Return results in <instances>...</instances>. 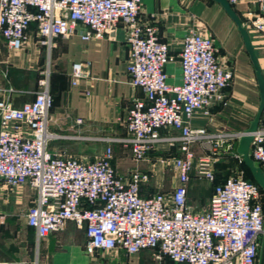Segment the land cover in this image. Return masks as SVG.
I'll return each instance as SVG.
<instances>
[{"label":"built area","instance_id":"1","mask_svg":"<svg viewBox=\"0 0 264 264\" xmlns=\"http://www.w3.org/2000/svg\"><path fill=\"white\" fill-rule=\"evenodd\" d=\"M253 2L244 24L264 38V0ZM140 11L141 0H0V37L7 51L23 49L33 36L51 52L55 39L77 35L84 42L100 40L122 23L128 82L144 95L128 112L126 136L100 139L107 146L91 160L49 150L58 136L48 132L53 104L48 82L40 81L32 100L19 107L0 100V185L34 190L24 223L38 240L72 222L84 230L90 254L122 250L129 257L150 250L174 264H258L264 231L260 188L240 176L219 179L215 171L221 150L242 164L235 147L243 133H209L191 125L195 114L209 117L214 107L227 104L224 91L234 70L218 61L209 36L188 29L178 54L181 82L168 83L169 46L160 41L155 26L140 19ZM87 67L71 65V86L87 76ZM171 131L178 135H169ZM251 136L250 156L264 167V125ZM115 143L130 152L133 168L125 175L111 164ZM160 144L176 150L171 165L178 184L145 197L151 170L139 166L150 162ZM194 146L202 154L196 155ZM192 177L211 188L201 213L187 204Z\"/></svg>","mask_w":264,"mask_h":264},{"label":"crops","instance_id":"2","mask_svg":"<svg viewBox=\"0 0 264 264\" xmlns=\"http://www.w3.org/2000/svg\"><path fill=\"white\" fill-rule=\"evenodd\" d=\"M231 6L243 22L245 14L254 8V2L235 0ZM140 19L155 26L160 41L169 46L173 59L165 71L168 83L173 85L181 82L178 54L186 31L194 29L213 40L218 50V61L231 67L236 74L224 91L227 104L214 107L209 117L195 114L191 125L195 128L205 127L209 133L219 132L220 128H226L231 133V105L241 98L251 96L243 81L246 77L255 78L254 68L233 21L211 0H141ZM30 38L23 49L11 58L0 37V100H8L13 107L31 101L32 92L38 88V77L34 78L31 74L39 73L45 48L36 41L33 43ZM125 38V27L120 23L100 40L84 42L77 35L67 40H54L50 52L52 74L49 79L53 105L48 114V132L58 138L49 143L51 152L63 155V149L59 147L65 141L76 144L78 141L119 139L126 136L128 112L133 101L142 99L144 95L128 82V48ZM251 43L255 51V42L251 40ZM73 63L88 65L87 76L80 79L76 86H71L69 79ZM77 119H81L82 123L77 124ZM161 134L166 135L164 131ZM168 134L178 135L175 131ZM113 146L114 151L121 150L123 157H115L114 152L111 164L117 174L125 175L133 168L130 152L119 144ZM169 151L171 161L176 155L175 148L160 144L149 156L150 165L142 163L139 166L140 170L148 171L153 164L159 170L155 169L156 188L149 182L143 188V196L148 197L157 190L169 192L177 186L178 181L172 169L168 179L164 173L162 161L165 158L161 155ZM230 159L223 150L219 152L215 165L219 179L229 177L234 172ZM200 191V186L192 177L188 184L187 204L196 213L204 210V199H208L202 197ZM34 196V190L27 185L14 189L0 185V264H129L135 260L136 255L128 257L122 250L88 253L84 230L76 228L72 222H67L59 232L44 239H36L20 215L32 204Z\"/></svg>","mask_w":264,"mask_h":264},{"label":"rangeland","instance_id":"3","mask_svg":"<svg viewBox=\"0 0 264 264\" xmlns=\"http://www.w3.org/2000/svg\"><path fill=\"white\" fill-rule=\"evenodd\" d=\"M228 1L231 4V0H228ZM244 23H245V20L242 22V25L247 30L248 35L251 38V40L255 42L256 57H257L258 64L261 69L262 75L264 77V39L260 38L259 35L252 32L251 29H248ZM30 41L32 42L34 41L33 43H35V39L33 37L30 38ZM6 52L9 53V56L11 57L17 51H6ZM41 57H42V67L38 68L39 73H36V74L32 73L31 76L34 78L36 76L38 77L36 79H38L39 82L44 80L46 81V83L48 82V85H49V79L52 74V67L50 65L51 53L48 52L46 49H44ZM172 59L173 57L171 56V60ZM13 62L15 63V60H13ZM14 71L15 70L12 68L11 69L12 74H14ZM235 74L236 72L234 70V76ZM39 82H38V88H36L35 91H38L41 88V86L39 85ZM243 83L245 84V87L249 90V92L251 93V96L249 98L248 97L241 98L238 101H235L234 105H231V133H244V131L248 128L250 121L254 118L257 112V109H258V101H259L258 100V88H257V84H256V80L254 76L244 78ZM259 125H264V112L261 115ZM219 132H229V131L226 128H220ZM104 146L106 147L107 144H105L104 142H100L99 140H86V141H80V142L78 141L76 144H73V143L70 144L69 141H65L64 145L59 147V149L60 148L63 149L64 153L62 156L73 157V158H84V159L91 160L96 154H99L101 151H103V149L105 148ZM112 148H113V154L114 152L116 154L115 157H119V156L123 157L121 150L119 152L114 151L113 145H112ZM193 149L195 150L196 155L202 154L198 146H194ZM165 153H166L165 155H161V156H164V158L167 159L166 163H164V173L166 175V179H168L169 178L168 176L170 175L171 169H172L171 161L169 159L171 158L170 156L171 154H169L170 151L165 152ZM225 154L229 155L227 153ZM230 160H231V167L234 170V172H231V175L240 176L244 178L245 176L244 169L241 168L240 165H238L234 159L231 158ZM148 165L150 164L148 163ZM155 169L159 171L158 167L157 166L155 167L152 164V166L150 167V170H151L150 179L151 180H149L150 182L149 184H152L154 188H156ZM235 171L237 172L235 173ZM172 172H174L173 169H172ZM174 175H175V172H174ZM196 182L201 188V191H200L201 196L202 197L206 196L209 199L210 197L209 195L211 192L210 185L206 181H203V180L196 179ZM10 189H14V188H10ZM203 199L204 198H202V200ZM208 199L207 200L204 199L206 201L205 205L208 204ZM20 215L24 218L23 212ZM129 264H174V263H172L167 258H164V257L159 258L158 254L153 251L145 250V251H141L138 254H136L135 260L131 261Z\"/></svg>","mask_w":264,"mask_h":264},{"label":"water","instance_id":"4","mask_svg":"<svg viewBox=\"0 0 264 264\" xmlns=\"http://www.w3.org/2000/svg\"><path fill=\"white\" fill-rule=\"evenodd\" d=\"M211 1L218 4L235 24L241 36L244 49L247 52L255 71V80L259 95L258 109L254 118L250 121L248 128L244 131L243 135L238 139L235 151L239 156H241L244 166L250 173L254 182L264 193V171L261 168V166L257 162H255L250 156V143L252 141L251 134L254 131H256V129L258 128L261 115L264 112V77L259 67L258 60L254 48L252 46L250 37L248 35V32L243 27L240 18L232 8L230 2L228 0H211ZM258 264H264V231L261 237V246L258 255Z\"/></svg>","mask_w":264,"mask_h":264},{"label":"trees","instance_id":"5","mask_svg":"<svg viewBox=\"0 0 264 264\" xmlns=\"http://www.w3.org/2000/svg\"><path fill=\"white\" fill-rule=\"evenodd\" d=\"M12 82H14V84H15V79L14 78H12ZM18 84H16V86H17ZM50 91V90H49ZM51 94V93H50ZM52 96V95H51ZM53 99V98H52ZM53 105V104H52ZM261 166V165H260ZM240 167L241 168H243L244 169V171H245V176H244V179L245 180H247V181H249V182H252V183H254V184H256L255 182H254V180H253V178L251 177V175H250V173L248 172V170L246 169V167L244 166V164H243V162H242V164L240 165ZM261 168L263 169V171H264V167H262L261 166ZM260 192H261V199H262V206H263V210H264V193L261 191V189H260ZM164 258H167V257H164ZM168 259V258H167ZM169 260V259H168Z\"/></svg>","mask_w":264,"mask_h":264}]
</instances>
